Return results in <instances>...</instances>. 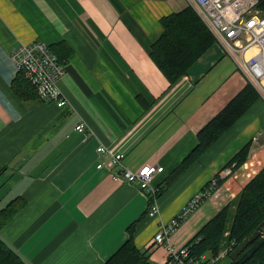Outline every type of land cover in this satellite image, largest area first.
<instances>
[{"label":"crops","instance_id":"crops-1","mask_svg":"<svg viewBox=\"0 0 264 264\" xmlns=\"http://www.w3.org/2000/svg\"><path fill=\"white\" fill-rule=\"evenodd\" d=\"M188 5L187 0H0V163L7 166L0 177V210L17 197L22 201L1 236L28 264H103L127 241L135 220L137 247L164 264L167 247L153 245L160 227L264 131L260 97L169 182L197 145L200 129L248 83L215 41L173 84L152 60L148 48L162 33L160 17ZM35 40L65 41L72 49L59 81L65 106L44 100L37 89L29 99L15 92L12 53ZM83 120L85 133L76 128ZM100 144L123 153L122 161L111 164ZM252 144L255 167L248 176L223 178L172 232L175 247H185L263 167L264 137ZM146 164L164 167L154 177L153 192L121 178L127 168L137 171ZM150 201L160 206L156 216L147 212ZM232 260L230 255L228 264Z\"/></svg>","mask_w":264,"mask_h":264},{"label":"trees","instance_id":"trees-1","mask_svg":"<svg viewBox=\"0 0 264 264\" xmlns=\"http://www.w3.org/2000/svg\"><path fill=\"white\" fill-rule=\"evenodd\" d=\"M262 2L264 3V0ZM160 23L162 33L149 45L148 52L173 84L189 72L195 61L214 44V41L216 42V37L190 5L162 15ZM48 45L61 63H64L72 54L71 47L65 41ZM14 89L21 99L33 98L37 93L34 85L22 73H17ZM259 98L260 94L257 89L251 83L246 84L200 129L197 134V145L173 171L169 182L174 181L188 167L197 162ZM251 144V142L245 144L225 167L240 168L251 153ZM6 169L7 166L0 163V177ZM19 199L17 197L0 210V264H28L1 236V231L9 218L17 213L22 205ZM137 221L135 220L128 227L130 236L127 241L103 264H159L151 259L148 251L137 247L133 238V230ZM263 222L264 165L239 194L217 212L185 245L189 252V259L196 260L204 254L210 258L219 256L227 246L231 244L236 246L251 236ZM175 263L174 258L169 257L164 264ZM230 264L239 263L232 260ZM242 264H264V244Z\"/></svg>","mask_w":264,"mask_h":264},{"label":"built area","instance_id":"built-area-1","mask_svg":"<svg viewBox=\"0 0 264 264\" xmlns=\"http://www.w3.org/2000/svg\"><path fill=\"white\" fill-rule=\"evenodd\" d=\"M198 15L206 22L216 37V43L221 45L231 56L237 69L260 92L264 99V9L261 0H187ZM17 67V73H22L37 89L44 100L55 101L58 106L67 104V97L59 86V81L66 74V68L43 40L30 43H20L12 53ZM76 128L85 133L86 121H81ZM264 131L254 137V143L261 141ZM256 140V141H255ZM256 145V144H255ZM100 153L109 154L110 163H119L124 158L123 153H116L112 148L100 144ZM248 162H246L247 164ZM253 161L251 162V164ZM104 162H98L102 167ZM162 165L146 164L139 170L127 168L121 178L128 182H141L153 192L152 182L158 172L163 171ZM237 176L234 166H227L213 176L203 191L194 195L183 210L168 223L163 224L155 234L153 245H165L169 257L175 264H216L218 258L192 260L186 247L177 248L169 240L172 232L205 198L214 194L219 188L220 179ZM160 212L157 202H152L148 213L156 216Z\"/></svg>","mask_w":264,"mask_h":264},{"label":"water","instance_id":"water-1","mask_svg":"<svg viewBox=\"0 0 264 264\" xmlns=\"http://www.w3.org/2000/svg\"><path fill=\"white\" fill-rule=\"evenodd\" d=\"M264 230V222L260 225L259 230L254 232L253 235L246 238L243 242H241L231 253V257L237 261V263L242 264L246 260H248L257 250L258 248L264 243V236L261 237L259 240L256 241L258 236ZM254 242V243H253ZM251 243H253L250 247H248ZM248 247V248H247ZM247 248L246 251H244ZM244 253L240 255V253Z\"/></svg>","mask_w":264,"mask_h":264},{"label":"bare ground","instance_id":"bare-ground-1","mask_svg":"<svg viewBox=\"0 0 264 264\" xmlns=\"http://www.w3.org/2000/svg\"><path fill=\"white\" fill-rule=\"evenodd\" d=\"M261 7L264 9V3L262 2V0H261ZM200 16V15H199ZM201 17V16H200ZM204 21V20H203ZM205 22V21H204ZM206 23V22H205ZM209 27V26H208ZM212 31V30H211ZM214 34V33H213ZM246 79H247V77H245ZM247 81H248V83H251L248 79H247ZM252 84V83H251ZM253 85V84H252ZM254 86V85H253ZM261 93H263L262 92V90H260V89H258ZM257 90V91H258ZM258 91V92H259ZM260 92H259V94H260ZM260 97H261V94H260ZM259 230V229H258ZM258 230H256V231H258ZM255 231V232H256ZM253 235V234H252ZM264 236V230H262V233L258 236V238L256 239V241L257 240H259L261 237H263ZM250 237V236H249ZM248 238V237H247ZM230 240V239H229ZM254 243V242H253ZM253 243H251V244H253ZM264 244V243H263ZM262 244V245H263ZM229 245V244H228ZM239 245V244H238ZM238 245H234V244H231L230 246H227L223 251H221V253H220V255L219 256H216V257H213V258H220V257H224V256H230L231 255V253L234 251V249L238 246ZM261 245V246H262ZM260 246V247H261ZM259 247V248H260ZM258 248V249H259ZM247 250V248L244 250V251H246ZM244 251H242V253H240V255L239 256H241L243 253H244ZM218 255V254H217ZM203 257H206V259H210V256H207V255H203V256H201L199 259H202ZM234 260V259H233ZM236 261V260H235Z\"/></svg>","mask_w":264,"mask_h":264},{"label":"rangeland","instance_id":"rangeland-1","mask_svg":"<svg viewBox=\"0 0 264 264\" xmlns=\"http://www.w3.org/2000/svg\"><path fill=\"white\" fill-rule=\"evenodd\" d=\"M164 1H166V0H164ZM248 84V83H247ZM256 136H258V134H255L254 135V137H256ZM253 137V138H254ZM256 141V140H255ZM252 143H254V140H252L251 141ZM254 144H256V145H258V144H260V140H259V142H257V143H254ZM255 146V145H254ZM254 147H253V144H251V150H253V152H254V149H253ZM255 150H257V149H255ZM257 152H258V150H257ZM258 154H260V153H257V155ZM258 157V156H257ZM254 160H256V158H255V156H253V154L252 155H250L249 154V157H248V159H247V161L246 162H248L249 164L247 165V169H246V172H244V169H243V166L242 167H240V168H237L236 170H237V174L238 175H241L242 173H247L249 170H250V167H255L254 165H251L250 163L253 161L254 163H256ZM245 162V163H246ZM247 176L249 175V173L248 174H246ZM245 175V177H247ZM220 185H221V183H220ZM225 257V256H224ZM220 260L217 262V264H228L229 263V261H230V256H227L224 260H222L223 258L222 257H220L219 258Z\"/></svg>","mask_w":264,"mask_h":264}]
</instances>
